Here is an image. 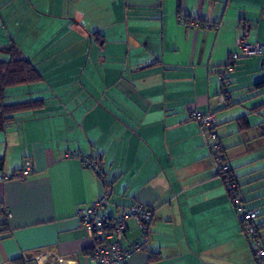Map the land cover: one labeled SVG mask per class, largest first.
Segmentation results:
<instances>
[{
  "label": "crops",
  "instance_id": "0c3cea01",
  "mask_svg": "<svg viewBox=\"0 0 264 264\" xmlns=\"http://www.w3.org/2000/svg\"><path fill=\"white\" fill-rule=\"evenodd\" d=\"M243 38L264 45V0H0V48L13 44L40 75L8 88L4 104L43 103L0 129V264H95L74 213L102 196L110 215L136 203L154 211L127 264H256L191 119L214 116L264 227V51L235 63L231 98L219 100ZM27 162L32 172L13 178Z\"/></svg>",
  "mask_w": 264,
  "mask_h": 264
},
{
  "label": "built area",
  "instance_id": "2783aa9c",
  "mask_svg": "<svg viewBox=\"0 0 264 264\" xmlns=\"http://www.w3.org/2000/svg\"><path fill=\"white\" fill-rule=\"evenodd\" d=\"M262 51H264V45L258 43L251 45L247 43L245 38L236 43L235 51L229 54L223 72L218 77L222 83L221 93L219 94L221 102H226L231 98L228 91L231 80L226 77V74L233 72L234 65L240 58L256 56L261 54ZM191 119L199 125L204 138L211 142L209 150L213 152L211 159L215 173L224 174L225 181L229 183V198L251 254L257 259L258 264H264V244H262L261 238L258 237L256 232L259 211L246 206L242 192L233 181V174L229 173L230 167L224 162V156L221 153L223 148L216 141L213 132L214 116L193 112L191 113ZM83 163L87 168L97 169V165L87 159H83ZM32 170L31 163L27 162L25 169L14 175L13 178L24 179ZM108 205V197L102 196L88 206L77 207L74 217L91 239L92 246L88 254V259L91 262L95 264H127L130 258L142 251L149 241L154 211L146 205L136 203L129 207H121L117 209L114 215H110L106 212ZM0 211L7 215L5 209L0 208ZM130 221L134 223L137 229V236L128 241L126 234L129 230L128 222ZM55 261L62 263L61 258L56 257Z\"/></svg>",
  "mask_w": 264,
  "mask_h": 264
},
{
  "label": "trees",
  "instance_id": "16d2710c",
  "mask_svg": "<svg viewBox=\"0 0 264 264\" xmlns=\"http://www.w3.org/2000/svg\"><path fill=\"white\" fill-rule=\"evenodd\" d=\"M0 53L5 54L8 57L7 61H0V129H2L4 126L14 121L15 115L27 112H35L43 106V103L40 100H31L15 104H4L5 91L8 88L37 83L40 81V75L35 70V68L25 58L22 57L20 51L13 44H10L6 48H0ZM210 152L211 154L213 153L211 150ZM221 153H223L224 162L226 163L223 149L221 150ZM3 166L4 160L0 159V170H2ZM229 173L232 174V170L230 168ZM217 175L220 177L229 196V183L225 181L224 174L218 173ZM232 178L240 189V186L234 175H232ZM256 229L258 237L261 238L260 230L264 229V227H259V225L256 223ZM5 236H7V231L1 230L0 238ZM253 259L255 263L258 264L257 259L254 258V256Z\"/></svg>",
  "mask_w": 264,
  "mask_h": 264
},
{
  "label": "rangeland",
  "instance_id": "374dc122",
  "mask_svg": "<svg viewBox=\"0 0 264 264\" xmlns=\"http://www.w3.org/2000/svg\"><path fill=\"white\" fill-rule=\"evenodd\" d=\"M261 242H262V244H264V239L261 238Z\"/></svg>",
  "mask_w": 264,
  "mask_h": 264
}]
</instances>
